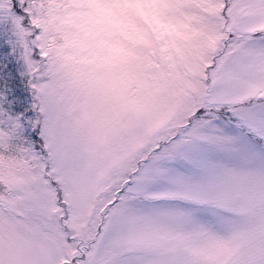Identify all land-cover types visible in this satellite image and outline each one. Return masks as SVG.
<instances>
[{
  "label": "snow or ice",
  "instance_id": "snow-or-ice-1",
  "mask_svg": "<svg viewBox=\"0 0 264 264\" xmlns=\"http://www.w3.org/2000/svg\"><path fill=\"white\" fill-rule=\"evenodd\" d=\"M0 264H264V0H0Z\"/></svg>",
  "mask_w": 264,
  "mask_h": 264
}]
</instances>
